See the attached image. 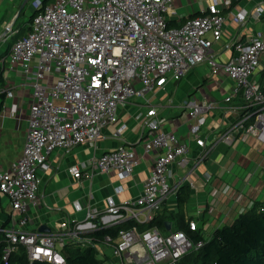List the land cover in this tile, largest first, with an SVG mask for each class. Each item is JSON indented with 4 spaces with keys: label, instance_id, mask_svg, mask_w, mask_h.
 Here are the masks:
<instances>
[{
    "label": "built area",
    "instance_id": "built-area-1",
    "mask_svg": "<svg viewBox=\"0 0 264 264\" xmlns=\"http://www.w3.org/2000/svg\"><path fill=\"white\" fill-rule=\"evenodd\" d=\"M32 3L36 11L28 29L11 43L6 55L9 63L25 74L32 101L21 153L0 171V192L7 196L15 211L0 226L3 260L23 245L29 259L63 263L60 249L64 243L76 241L85 245L90 241L79 234L81 225L66 234L28 229L27 205L37 198L38 169L48 167V153L84 141L95 144L105 125L117 121L118 105L129 98H139L146 108V130L138 143L145 153L153 155V162L138 197L133 201H116L108 196L101 214L149 221L177 186L169 180L172 163L191 170L217 142L231 143L234 133L250 134L264 144V84L256 76L264 52L261 31L246 43L236 42L232 55L222 60L213 55L212 45L221 37L225 17L214 3L177 26L167 24L173 0H33ZM262 13L263 4L255 5L251 11L255 18ZM246 15V10L235 11L238 20ZM198 62L207 63L212 75L230 80V89L223 100L231 103L237 99L232 107L239 113L207 142L200 131L216 102L183 101L187 108V135L200 148L191 158L188 146L173 129L163 128L166 116L158 113L149 93L163 88L169 80L181 79ZM54 75L57 77L53 81ZM136 81H140V87ZM15 109L13 105L11 110ZM125 126L119 122L116 131L119 133ZM135 151V145L120 143L101 152L95 159L98 170H114L120 178L127 177L137 161ZM86 165V161L73 163L68 167L69 173L79 178ZM204 177L209 180L211 173L205 171ZM99 216L96 208L87 213V219ZM188 225L192 230L198 228L194 219ZM103 242L110 249L107 264H179L186 253L197 250L204 240H195L183 229L163 233L155 225L144 229L132 225L120 229L115 238L105 235Z\"/></svg>",
    "mask_w": 264,
    "mask_h": 264
},
{
    "label": "crops",
    "instance_id": "crops-1",
    "mask_svg": "<svg viewBox=\"0 0 264 264\" xmlns=\"http://www.w3.org/2000/svg\"><path fill=\"white\" fill-rule=\"evenodd\" d=\"M33 0H0V171L8 168L19 156L28 131L31 90L25 74L6 59L11 43L28 29V19L35 10ZM52 1V0H43ZM214 3L225 17L221 37L213 41V55L228 59L236 42L246 43L257 31L264 36V14L258 18L251 15L255 5L264 0H173L167 13V22L177 26L189 17L196 16ZM237 9L247 11L243 20L235 16ZM36 58L31 61L33 65ZM256 76L264 80V52ZM53 76V81L56 79ZM46 80V79H45ZM141 86L140 81L135 82ZM230 80L222 75H212L205 62H198L188 68L179 80H169L164 87L149 93L158 113L166 116L165 130L173 129L178 139L186 143L188 157H194L199 147L187 135L188 121L182 103L214 100L216 104L206 116L200 134L208 142L212 136L223 130L238 116L232 107L237 99L225 102L223 97L230 89ZM16 105L15 110H11ZM145 107L139 98H129L117 108L118 119L108 123L101 131L95 144L84 141L68 149L57 147L47 156V168H39L40 185L34 203L27 205V224L30 230L46 233H69L78 225L88 232L95 225V219L102 224H112L127 218L101 214L106 207V198L133 201L143 189V184L153 162V155L145 153L138 141L146 130ZM119 122L126 126L118 133ZM120 143L136 147L137 161L127 177L120 178L114 170H98L96 157L103 151L117 147ZM86 161L81 177H73L69 165ZM171 183L177 184L173 193L162 206L164 213L177 211L178 187H188V196L183 204V214L194 219L198 230L205 237L215 227L229 223L240 212L247 210L256 201L264 199V144L250 134H233L231 143L217 142L208 156L191 170L175 163L170 165ZM211 173L209 180L204 172ZM116 191L117 187H120ZM76 205H79L78 207ZM96 208L100 216L87 219V213ZM7 196L0 192V226L5 225L12 213ZM167 224V230L175 225ZM98 245V246H97ZM99 254L110 255L109 246L97 244ZM110 260V258L108 259Z\"/></svg>",
    "mask_w": 264,
    "mask_h": 264
},
{
    "label": "trees",
    "instance_id": "trees-1",
    "mask_svg": "<svg viewBox=\"0 0 264 264\" xmlns=\"http://www.w3.org/2000/svg\"><path fill=\"white\" fill-rule=\"evenodd\" d=\"M167 24L169 25L168 22ZM261 83L264 84V80H261ZM176 193L177 211L166 214L161 208L149 221L140 222L127 218L105 225L95 219V225L91 230L79 232L81 236L89 237L88 243L80 245L79 242L69 241L61 247L63 263L29 259L23 245L12 251L5 261L2 259L3 233L0 232V264H107L109 255H100L97 244L103 242L105 235L115 238L120 229L132 225L139 229L155 225L163 233L183 229L195 240L203 239V244L197 250L186 253L179 264H264V199L256 201L247 210L238 213L229 223L215 227L209 236L205 237L198 228L196 230L189 228L190 218L185 220L183 204L189 194L188 187L181 184ZM171 218L175 225L167 230Z\"/></svg>",
    "mask_w": 264,
    "mask_h": 264
},
{
    "label": "rangeland",
    "instance_id": "rangeland-1",
    "mask_svg": "<svg viewBox=\"0 0 264 264\" xmlns=\"http://www.w3.org/2000/svg\"><path fill=\"white\" fill-rule=\"evenodd\" d=\"M108 257L110 258V255Z\"/></svg>",
    "mask_w": 264,
    "mask_h": 264
},
{
    "label": "water",
    "instance_id": "water-1",
    "mask_svg": "<svg viewBox=\"0 0 264 264\" xmlns=\"http://www.w3.org/2000/svg\"><path fill=\"white\" fill-rule=\"evenodd\" d=\"M2 226V225H1Z\"/></svg>",
    "mask_w": 264,
    "mask_h": 264
}]
</instances>
